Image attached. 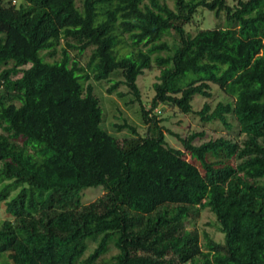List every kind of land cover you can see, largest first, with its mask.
Returning <instances> with one entry per match:
<instances>
[{
  "label": "trees",
  "instance_id": "obj_1",
  "mask_svg": "<svg viewBox=\"0 0 264 264\" xmlns=\"http://www.w3.org/2000/svg\"><path fill=\"white\" fill-rule=\"evenodd\" d=\"M234 1L0 0V213L8 215L0 258L264 264V0ZM202 11L224 24L200 28ZM155 70V96L144 101L138 80ZM95 81L113 83L109 94L129 89L147 136L118 126L132 132L119 143L105 129ZM211 84L232 101L212 112L205 104L202 119L231 127L232 114L239 130L237 141L182 140L203 175L169 145L157 110L192 113L195 96L212 97ZM220 150L235 164L214 168L207 155ZM98 187L102 196L84 204L83 193ZM205 209L223 242L186 228Z\"/></svg>",
  "mask_w": 264,
  "mask_h": 264
},
{
  "label": "rangeland",
  "instance_id": "obj_2",
  "mask_svg": "<svg viewBox=\"0 0 264 264\" xmlns=\"http://www.w3.org/2000/svg\"><path fill=\"white\" fill-rule=\"evenodd\" d=\"M228 1L231 4L235 3L234 0ZM170 5L173 7L174 3L170 2ZM199 20L200 28H213L217 24H224L223 21L216 19L213 13L207 11L200 12ZM188 30L192 33V35L197 33V29L195 27L190 26L188 27ZM165 40L172 44L171 37H167ZM76 53L77 51L73 52V55ZM91 54L92 49H88L80 56V64L85 69ZM159 76L160 71L155 70L146 71L145 74L139 78L138 85L140 89V96L144 101L150 102L154 98L156 92L153 88V84L158 82ZM116 79L117 81L122 80L121 77ZM93 83L95 84L96 92L101 100V106L105 117L104 127L111 134L117 137L119 143H122L124 138L132 136V132L128 127L123 130H118V126L130 125L136 129L137 133L141 137L148 135L149 125L145 124L141 119L139 104L137 102L130 103L133 96L129 94V89L125 85H121L114 93L109 94L108 89L113 83L96 81ZM211 92V98H205L200 95L195 96L192 102V113L182 114L176 108L163 105L157 110V113H159L158 119H163V122H160V125L166 129V140L169 145L185 151V159L197 166L203 175L205 174V170L201 164L197 160L192 159L191 154L185 150L182 140H187L194 133H202L201 136L193 141L194 145L200 146L210 140H216L219 138L237 141L239 130L238 124L232 114H225L227 123L230 124L231 127H228L221 120L207 122L202 119L200 112L205 104L210 106V112H212L216 109L219 103L227 104L232 101L231 98L226 96L222 90L214 84H211ZM118 93L123 94L124 97H120ZM168 130L178 136L171 135ZM207 161L212 163L216 169L235 164L234 160L229 159L223 150H220L217 153H209L207 155ZM102 194L103 191L101 187L90 188L83 193L82 201L84 204L91 203L101 197ZM0 216L1 218L8 217L4 208L1 210ZM185 223L188 230L197 229L199 231L202 242L205 241V234L209 235L217 242H223L224 240V235L217 228L215 215L209 209H205L202 212L197 222H194L189 218L186 219ZM95 247V243H90L89 251L83 259H85ZM116 253L117 250L113 248L108 254L101 258L100 263L108 261ZM0 264H12V262L8 259L7 254L1 256Z\"/></svg>",
  "mask_w": 264,
  "mask_h": 264
}]
</instances>
